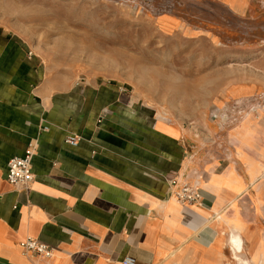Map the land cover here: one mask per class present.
<instances>
[{
  "label": "crops",
  "instance_id": "crops-1",
  "mask_svg": "<svg viewBox=\"0 0 264 264\" xmlns=\"http://www.w3.org/2000/svg\"><path fill=\"white\" fill-rule=\"evenodd\" d=\"M163 125L115 83L51 79L21 37L0 30V264H260L264 234L245 204L261 197L245 193L264 164L249 160L244 173L239 146L234 166L196 164L182 130ZM28 149L33 181L18 192L7 163ZM171 180L195 183L200 205H179ZM27 238L52 256L24 253Z\"/></svg>",
  "mask_w": 264,
  "mask_h": 264
},
{
  "label": "rangeland",
  "instance_id": "rangeland-1",
  "mask_svg": "<svg viewBox=\"0 0 264 264\" xmlns=\"http://www.w3.org/2000/svg\"><path fill=\"white\" fill-rule=\"evenodd\" d=\"M0 30L59 83L121 86L168 131L182 130L196 164L234 166L236 146L244 173L249 160L264 164V0H0ZM260 175L245 195L261 198L245 210L264 234Z\"/></svg>",
  "mask_w": 264,
  "mask_h": 264
},
{
  "label": "built area",
  "instance_id": "built-area-1",
  "mask_svg": "<svg viewBox=\"0 0 264 264\" xmlns=\"http://www.w3.org/2000/svg\"><path fill=\"white\" fill-rule=\"evenodd\" d=\"M47 130V128H43ZM65 144L76 147L79 138L69 135L64 140ZM34 156L32 149L26 150L22 157L11 158L7 163L6 181L16 191L26 192L29 190V186L33 181V175L31 172V162ZM171 186V195L174 200L182 206H199L201 203V194L197 185L194 183H178L176 180L169 182ZM20 248L24 253H29L44 258H50L52 256V249L45 244L38 241L27 238L20 243ZM122 264H135L133 258L125 257Z\"/></svg>",
  "mask_w": 264,
  "mask_h": 264
},
{
  "label": "bare ground",
  "instance_id": "bare-ground-1",
  "mask_svg": "<svg viewBox=\"0 0 264 264\" xmlns=\"http://www.w3.org/2000/svg\"><path fill=\"white\" fill-rule=\"evenodd\" d=\"M263 153H264V151H263ZM231 240H232V243H239V242H240L239 237H236V236H233V238H232ZM235 246H236V245H235ZM240 247H241V246H240ZM236 249H239V250H240L239 247H238V248L236 247L235 250H236ZM236 259H237V258H235V260H236ZM239 261H240V260H239ZM239 261H238V262H239ZM243 264H248V263H247V262H243Z\"/></svg>",
  "mask_w": 264,
  "mask_h": 264
}]
</instances>
